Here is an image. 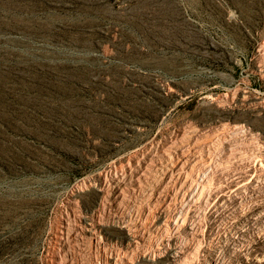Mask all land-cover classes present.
Returning <instances> with one entry per match:
<instances>
[{"label":"rangeland","instance_id":"1","mask_svg":"<svg viewBox=\"0 0 264 264\" xmlns=\"http://www.w3.org/2000/svg\"><path fill=\"white\" fill-rule=\"evenodd\" d=\"M0 264H264V0H0Z\"/></svg>","mask_w":264,"mask_h":264}]
</instances>
